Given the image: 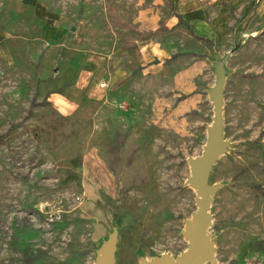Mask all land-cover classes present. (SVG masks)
Segmentation results:
<instances>
[{
  "label": "rangeland",
  "instance_id": "rangeland-1",
  "mask_svg": "<svg viewBox=\"0 0 264 264\" xmlns=\"http://www.w3.org/2000/svg\"><path fill=\"white\" fill-rule=\"evenodd\" d=\"M174 1L37 0L6 30L0 264H96L111 239L112 264L186 252L199 198L190 161L213 122L220 65L223 149L206 174L203 264H264V12L255 0L222 1L226 23L207 38ZM99 59L105 71L82 72ZM117 68L128 73L119 85L70 115L46 101L79 77L99 89Z\"/></svg>",
  "mask_w": 264,
  "mask_h": 264
},
{
  "label": "crops",
  "instance_id": "crops-1",
  "mask_svg": "<svg viewBox=\"0 0 264 264\" xmlns=\"http://www.w3.org/2000/svg\"><path fill=\"white\" fill-rule=\"evenodd\" d=\"M222 1L228 0H175L174 4L176 11H178L185 21L191 24L194 33L201 37L207 36V38H211L216 35L215 31L222 28L227 20L226 13L228 11L227 8L222 5ZM245 1L246 0H239L240 3ZM255 2V11L257 13L264 12V0H255ZM37 4V0H0V42L6 37V30L13 29L16 23L22 19L24 14L23 9L30 8L32 12L34 10L37 11ZM35 20L39 23L41 22L37 18H35ZM58 35L60 37L64 35V28L58 32ZM42 37L45 39L46 43L50 41L47 34ZM104 66L105 60L99 59L92 64L83 62L81 68L82 72L87 74L91 72L94 74L95 72L101 71V68H104L105 71L106 69ZM109 68L108 66V69ZM56 72L61 73L62 84L66 83L69 77L68 64L65 63L60 69H56ZM109 74V78L106 81L107 89L99 87L101 82L98 84V89L96 85L92 86V84L87 83L84 79L82 80V78L79 77L72 81L69 88H66L64 92L50 93L46 101L53 105L58 113L65 116L70 115L77 110L79 102L86 99V97H91L93 92L96 93V95L92 97L101 99L109 89H112L120 83V81H122L121 78L125 77L128 73H126L124 69L121 70L117 68V70ZM109 85L111 86L110 88H108ZM73 94H75L76 97H74Z\"/></svg>",
  "mask_w": 264,
  "mask_h": 264
},
{
  "label": "water",
  "instance_id": "water-1",
  "mask_svg": "<svg viewBox=\"0 0 264 264\" xmlns=\"http://www.w3.org/2000/svg\"><path fill=\"white\" fill-rule=\"evenodd\" d=\"M75 27H71L74 31ZM221 69L220 65L217 70V82L214 94V118L211 127L208 129V137L203 147L201 155L190 161L192 176L190 182L192 187L198 193V210L194 213L192 221L186 226L185 235L190 243V248L182 253L174 261L167 257L155 261L153 264H203L206 259L211 258V247L208 243V236L205 233L209 226V201L212 188L206 186V174L209 163L223 149V143L220 137L221 130ZM114 240L111 239L100 253L96 264H112L113 262Z\"/></svg>",
  "mask_w": 264,
  "mask_h": 264
},
{
  "label": "built area",
  "instance_id": "built-area-1",
  "mask_svg": "<svg viewBox=\"0 0 264 264\" xmlns=\"http://www.w3.org/2000/svg\"><path fill=\"white\" fill-rule=\"evenodd\" d=\"M106 82H101L100 84H99V87L100 88H106Z\"/></svg>",
  "mask_w": 264,
  "mask_h": 264
}]
</instances>
